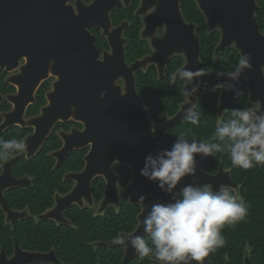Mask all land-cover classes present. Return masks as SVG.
Returning <instances> with one entry per match:
<instances>
[{"label":"water","instance_id":"1","mask_svg":"<svg viewBox=\"0 0 264 264\" xmlns=\"http://www.w3.org/2000/svg\"><path fill=\"white\" fill-rule=\"evenodd\" d=\"M129 1L93 0L89 6H83L80 1H76L72 7L69 0H0V64L16 65L20 59L19 55L23 54L26 63L20 68L21 76L18 77L39 73L31 82V87L29 86L31 98L23 102L24 91L22 94L19 91L16 96L9 98L14 110L5 116L0 130L19 124L10 123L8 119L12 121L16 115L22 119L28 106L34 104L33 94L39 84L47 79L49 74L55 76L56 81L46 95L47 105L41 109L40 115L27 121L25 125L21 123V127L35 128L34 134L25 139L27 158L34 156L33 154L41 148L58 122L73 120L81 123L84 126L83 131L73 130L68 136L77 138L79 145L66 143L59 152L52 154L60 162L72 150L91 145V150L84 158V170L68 176L76 183L68 198L79 202L84 199L79 194L84 193L85 199L90 201L91 181L95 176H100L105 181L100 215L111 205L118 209L119 176L115 174L113 165L125 166L130 172L131 181L124 193L130 205L140 207L137 227L127 235L143 236L139 223L140 219H143V209L137 204L138 196L147 197V210H150L152 203L170 202L171 197L143 178L140 170L147 155H155L165 148V133L184 122L182 112L188 106L183 103L177 114L167 119V122L158 118L152 109L151 122L137 94L135 73L145 71L147 66L152 64L156 66L158 78L161 80L165 67L173 56L183 58L184 64L180 69L196 70L204 68L205 65L200 61V39L195 33V25L184 21L180 0H172L167 4L170 9L161 10L164 15L162 19L153 22L143 18L141 39L149 42L153 54L128 66L125 60V46L128 41L123 38L128 24L123 23L113 28L110 15L122 4L128 7ZM192 1L206 21L207 33H219L220 41L214 50L216 59L223 51L231 48L239 55H251L252 70L245 72L237 89L245 86L249 92V101L258 104L259 110H264V34L259 31L256 18L259 10L258 0ZM142 2L145 4L146 0ZM140 10H143V5L137 12ZM159 14L157 16L161 15ZM158 26L166 29L162 38L155 35ZM90 27L101 30L102 37L107 39L109 51L99 54L94 38L88 31ZM19 44L23 46L22 52L19 50ZM6 55L11 56L8 63L3 61ZM37 58L45 61L36 62ZM52 61L54 63H51ZM221 82L223 78L220 77L209 85H201L198 93L212 90ZM101 93H105L104 99L100 98ZM192 99L195 102V97ZM234 99L235 93L232 91L219 95L217 112L221 113ZM29 149H34L32 154ZM206 158H198L196 177L185 178L182 183L211 184L214 191L221 185L235 188L229 173L224 172L222 165L214 176L201 170ZM4 177L5 174L0 180ZM99 248L123 250L120 264L139 260L130 247L125 250L113 241L101 243ZM1 259H5L4 256L0 257V264H12V261ZM209 259L210 257L205 258V264H208ZM245 264L250 262L246 260Z\"/></svg>","mask_w":264,"mask_h":264},{"label":"flooded vegetation","instance_id":"2","mask_svg":"<svg viewBox=\"0 0 264 264\" xmlns=\"http://www.w3.org/2000/svg\"><path fill=\"white\" fill-rule=\"evenodd\" d=\"M76 1H80L83 6H89L93 0H69V4L73 7ZM119 1L122 2V0ZM168 1L172 0H146L145 4H143L142 0H130L128 7H125L122 4L120 8H116L111 13L110 21L113 28L118 27L123 23L128 24L123 32V38L128 41L125 46V60L128 66L135 61L147 56L149 57L153 54V50L150 48L149 42L141 39V32L144 29L143 18L145 17L148 21L151 20L153 22L162 19L164 15H162L161 10L170 9V6L167 5ZM142 5L143 10H140L141 12H137ZM74 10L76 14V9L74 8ZM116 11H122L123 13V17L119 20V23H115L114 14ZM158 14L160 16H157ZM185 22L189 23L187 21ZM195 27V33L197 35V26L195 25ZM130 28L137 32L139 37L138 41L148 46V52L133 62L128 60L126 54V48L129 44V38L126 36V33ZM88 31L91 36H93L95 46L97 47L100 55H102L104 51H109L107 39L102 37L101 30L96 27H90L88 28ZM165 31V28L158 26L155 35L162 38ZM100 41H104L106 47H103ZM19 50L22 52V44H19ZM8 53L9 52H7V54ZM19 56L20 59L16 65L8 63L11 56L7 55L3 58V61H7L8 64H0V128L4 124L5 116L14 110V105L9 98L16 96L19 91H21L20 94H22V91L25 92V94L22 95V99L24 100L23 102H25L26 99L31 98L29 86L31 87V82L39 74L34 73L31 76L27 75L26 77L19 78L21 76L20 68L26 63V60L23 58V54ZM175 58H180L184 64L182 57H171L165 67L164 75L161 80L158 78L156 66L152 64L148 65L145 71L141 70L135 73L136 88L138 85L139 74H146L155 70L157 79L159 81H164L165 84L169 83V86L173 88V95H175V85L179 83L177 81L175 82L173 77L182 67H179L175 71V66L173 65L169 70V64L172 60H174L175 63ZM41 61L44 62L45 59L37 58L36 60V62ZM219 78L220 77H217L216 79L208 82L206 85L211 84ZM9 79H11V81ZM29 79L31 80L28 81ZM55 81L56 77L49 74L48 78L44 79L39 84L37 90L33 94L34 104L28 106L22 119L19 115H16L12 121H9L8 119V122L10 123L19 124L4 128L3 131L0 130V140L16 138L23 139L25 141L28 136H32L34 134V126L21 127V123L25 125L27 121L40 115L41 109L47 105L46 95L51 91L52 84ZM242 88L246 90L249 101V92L247 88L245 86H240L238 89L242 90ZM209 91L212 90H206L205 93H198V103L199 97L205 95ZM137 94L139 96L138 91ZM139 98L141 99L147 116L151 122H153L150 118L152 109L158 118L166 116L167 119H170L177 114L180 106L185 103V98L183 97V101L178 105L176 113L171 114L172 110L162 109L161 106H156L155 103L147 104L146 100L142 99L140 96ZM235 100L236 98L234 99V102ZM232 104L228 105L226 109H229ZM218 106L219 97L215 110V127H217V116L220 114L217 112ZM35 107H37L36 112L32 111ZM249 107L259 109L258 104H252L250 101ZM226 114L227 112L224 113L225 116ZM83 129L84 126L81 123H77L73 120H69L65 123L58 122L52 128L49 136L46 138L41 148L33 154L34 156L31 155L32 157L27 158V154L25 152L17 153L15 157L9 159L7 162H0V178L5 174V177L0 180V257L4 256L5 258L1 260L6 262L12 261V264H86V259H83V257L79 255L77 248L68 249L69 245L67 244V236H76L78 238V245L90 247L93 250H100L101 248H99V244L101 243L111 242H101L96 239L97 230L95 221H97L100 217H104V215L110 210L118 211L120 209L122 196L125 195V188L131 181L130 180L124 188L120 187L122 176L118 173V167L123 165H113L115 174L119 176L118 189L120 207L117 209L114 205H111L102 215H100V203L105 189V181L102 177L95 176V178L92 179L90 184V201L85 199L84 195L86 194L84 193L79 194L80 197L84 198L79 202L73 198H68L76 186L75 181L71 180L68 176L81 173L84 170V158L91 150V145L87 144L84 148L72 150V152L64 160H60V162L57 161L56 157L52 156V154L59 152L66 143H69L70 145H79L77 144V138H69L68 136L71 135L73 130L82 132ZM174 131L175 129L165 133L164 143L166 137L171 135ZM173 138L175 140V136ZM47 147L50 148V150H46ZM32 150L29 149L31 154ZM74 153H76L73 156L75 159L69 161ZM204 162L201 165V170L205 174L211 176L216 175L220 165H222L224 172L229 173L230 179L235 185V188H231L238 190L241 195L243 183H239L235 180V178H233L232 172L234 168L232 166L226 167L222 161H219L215 172L210 170L204 171L202 168ZM68 166L70 169H68ZM212 166L214 165L212 164ZM99 182L102 183L101 194H98L96 191ZM97 195L100 197L98 198ZM29 257L31 259H29ZM209 257L211 264H217V261L213 262L212 260V253ZM222 258L223 264H230L229 258L224 254ZM246 260H248L250 264H254L249 246H246L243 249L241 253V263L239 264H245Z\"/></svg>","mask_w":264,"mask_h":264},{"label":"clouds","instance_id":"3","mask_svg":"<svg viewBox=\"0 0 264 264\" xmlns=\"http://www.w3.org/2000/svg\"><path fill=\"white\" fill-rule=\"evenodd\" d=\"M251 70V55L242 53L232 69L215 73L223 82L216 84L212 92L219 97L223 92L232 91L235 98H239L243 92L237 85L245 72ZM210 72L206 67L183 68L173 77L180 84L179 94L188 106L182 116L189 125L201 126L197 96L199 87L207 84L202 78ZM100 98L104 99L105 93H101ZM225 112L230 113L228 119ZM161 118L167 122L166 116ZM26 149L23 139L0 140V162H7ZM216 153H227L233 168L249 170L264 166V110L224 109L217 116V127L209 139L189 141L181 134L170 148L147 155L140 175L168 194L171 200L152 203L147 210V197L138 196L137 204L143 209L139 223L144 235L121 234L113 243L125 250L130 247L137 259L147 257L154 264H205V258L226 243L222 234L225 226L234 228L245 220L248 212L243 197L230 186L221 185L214 191L211 184L182 183L185 178L196 177L198 158Z\"/></svg>","mask_w":264,"mask_h":264},{"label":"trees","instance_id":"4","mask_svg":"<svg viewBox=\"0 0 264 264\" xmlns=\"http://www.w3.org/2000/svg\"><path fill=\"white\" fill-rule=\"evenodd\" d=\"M258 6L259 10L256 13V18L259 31L264 34V0H258ZM180 7L185 21L197 26V35L201 39L200 60L211 71L209 75L202 78L208 83L217 78L216 72L232 69L240 56L234 49H228L222 52L218 59H215L214 50L220 41L219 33L207 34L206 21L192 0H181ZM122 15V11L115 12V23H119V20L123 17ZM126 36L129 38L126 54L130 62L141 58L143 54L148 52V46L138 41L139 37L136 31L130 28L127 30ZM100 43L103 47H106L104 41H100ZM182 64L183 61L180 58H175V63L174 60L170 62L169 70L174 65L176 71ZM137 84L139 96L146 100L147 104L155 103L156 106H161L162 109H170L172 110L171 114L176 113L178 105L183 101L182 95L179 94L180 84L175 85V95H173V88L169 86V83L165 84L164 81H159L155 70L146 74H139ZM241 91L243 95L235 100L229 110L249 107L247 92L244 88ZM217 103L218 95L212 91L199 97L201 126L189 125L186 122L181 123L171 135L166 137V148L171 147L174 142V136L176 139L181 134H185L189 141L192 139L198 141L209 139L216 128L215 110ZM32 111L36 112L37 107ZM229 115L230 113L227 112L225 119H228ZM46 150H50V148L47 147ZM75 154L72 155L69 161L75 159L73 157ZM219 161H222L226 167L231 166L227 153H216L206 158L202 168L204 171L215 172ZM68 169H70L69 166ZM118 173L122 176L120 187L124 188L131 180L130 172L127 168L120 166L118 167ZM232 176L237 182L243 183L241 195L247 205L248 212L245 220L236 224L234 228L225 226L222 234L226 243L212 253V260L213 262L217 261V264H223L222 256L224 254L229 258L230 264H239L241 263L243 249L249 246L253 263L264 264V166L254 167L249 170L234 168ZM96 191L101 194V182H99ZM97 197L99 198L100 196L97 195ZM139 213L140 207L130 205L125 195H123L121 207L118 211L110 210L104 217H100L95 221L96 239L101 242H108L121 233H132L137 227V216ZM67 238L68 249L77 248L79 255L86 259V264H119L123 258L124 253L121 249L93 250L90 247L78 245V238L74 235H69ZM128 264H154V262L146 257L143 260H131Z\"/></svg>","mask_w":264,"mask_h":264}]
</instances>
